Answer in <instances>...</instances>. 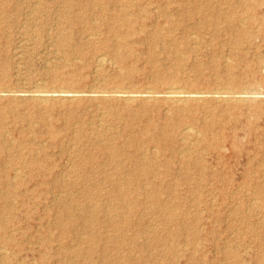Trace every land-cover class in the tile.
I'll return each instance as SVG.
<instances>
[{
    "label": "rangeland",
    "instance_id": "374dc122",
    "mask_svg": "<svg viewBox=\"0 0 264 264\" xmlns=\"http://www.w3.org/2000/svg\"><path fill=\"white\" fill-rule=\"evenodd\" d=\"M257 1L155 0L166 2L169 17L153 5L144 24L172 28V36L147 39L135 24L139 31L118 51L104 45L100 10L148 0H0V142L7 150L0 168L17 193L13 210L4 211L0 264H111L88 253L105 245L111 260L125 264L112 248L113 225L97 223L104 217L144 224L136 241L150 264H264V0ZM98 56L111 60L100 65ZM175 86L208 93L174 102L163 91ZM214 87L245 92L247 100L213 99ZM41 88L76 96L29 99ZM92 88L137 96L93 97ZM146 88L157 92L154 100L145 99ZM156 124L163 131L146 129ZM185 124L194 133L182 132ZM109 175L127 184L125 197ZM82 208L90 211L84 216ZM59 216L74 232L61 237Z\"/></svg>",
    "mask_w": 264,
    "mask_h": 264
},
{
    "label": "bare ground",
    "instance_id": "6f19581e",
    "mask_svg": "<svg viewBox=\"0 0 264 264\" xmlns=\"http://www.w3.org/2000/svg\"><path fill=\"white\" fill-rule=\"evenodd\" d=\"M254 2H258L257 0H254ZM6 3V2H5ZM37 4V2H36ZM153 5H156L158 7V9H160L162 11V14L165 15L166 17L165 18H168L169 17V12L166 10V2H155V0H148V2H108V5H105V7L103 6L102 9L100 10V12L104 15V23L106 25V35L104 36V40H105V46H111V45H116V47H118V51H120V49L123 48V46L127 43V41L129 42V37L132 36L133 34H135L137 31H139V28H140V31L146 33L145 37L144 38H147L148 37H151V38H154V39H162V38H170L172 36V28H162L160 27L159 24H156V26H153L152 28H146L145 25L147 24H144V21L149 19V14L151 13L152 11V6ZM33 8V7H32ZM35 11H37L35 9ZM59 13V12H58ZM195 13V12H194ZM252 13H250L249 15V18L251 19H254V16L251 15ZM60 16V15H59ZM244 19V18H243ZM95 20V19H94ZM99 21V20H97ZM143 21V22H142ZM172 20L168 19L167 22H171ZM176 23H179L178 20H175ZM94 22V21H93ZM199 22H206V20H204V18L202 20H200ZM239 22V20H238ZM135 24H140V27L139 28H136ZM198 26H203L204 23H199L197 24ZM237 27V26H236ZM241 27V26H240ZM258 29V28H257ZM57 31V30H56ZM148 35V36H147ZM170 36V37H169ZM196 36V35H195ZM115 37H118L119 40H115L114 42V38ZM117 38V39H118ZM120 38L122 40H124L125 42L123 41H120ZM131 43V42H129ZM181 44V43H180ZM127 46H130V44H127ZM178 49V48H177ZM229 49V48H228ZM127 51V50H126ZM125 51V52H126ZM228 51V50H227ZM113 52V51H112ZM128 52V51H127ZM229 53V52H228ZM101 55V54H100ZM104 55V54H103ZM117 55L119 56V52L117 53ZM182 55V54H181ZM187 55V54H186ZM108 58V56H106ZM106 57L104 56H98L97 58V62L98 64L102 65V64H105L106 63ZM108 60H111L108 58ZM231 59H229L230 61ZM113 61V60H112ZM111 61V62H112ZM228 60H226L227 62ZM232 61V60H231ZM234 62V61H233ZM112 64V63H111ZM117 65V63H116ZM115 65V66H116ZM120 68V67H119ZM123 74V71L122 73ZM215 76V75H214ZM161 78H165V77H161ZM169 79V77H167ZM160 80V79H159ZM95 87V86H94ZM98 87V86H97ZM228 87V86H227ZM96 88V87H95ZM95 88H92L93 89V93L95 94H92L91 92V96H96L98 95V93H102L103 94V98H117V99H121V100H124V101H130V100H133L135 99V97L137 95L133 94V92H129V91H132V90H124L122 91V89L120 90L118 88V90L116 89H111L110 90H105L104 91H100L98 92L97 90L94 91ZM131 88V87H130ZM215 88V87H214ZM217 88V86H216ZM215 90L214 91H211L209 92L210 93V97H212L213 99H222V100H235V99H241L243 102L244 100L247 98L245 97H248L245 96V92L244 94H241L240 92H231V91H225V89L227 90V88H225L224 90ZM181 88H169V89H166L165 91H163V96L168 99V100H171V101H174V102H183L184 100H201L202 98H204L205 96H207V93L208 92H202L201 90L200 91H188L186 92L183 91L182 89L180 90ZM52 90V89H51ZM50 90V91H51ZM63 90V89H61ZM60 90V91H61ZM76 90V89H75ZM74 90V91H75ZM91 90V89H90ZM89 90V91H90ZM101 90V89H100ZM146 91L143 93L144 94V97L145 99H153L157 96V92L155 91H151L150 90H147V88L145 89ZM231 90V89H230ZM244 90V88H243ZM2 91V90H0ZM10 91V90H9ZM54 91V90H53ZM73 91V92H74ZM92 91V90H91ZM136 91V90H135ZM234 91V89L232 90ZM246 91V90H244ZM251 91V90H250ZM5 92V91H4ZM3 92V93H4ZM29 99L30 97L33 98V99H40V100H43L45 101L46 99H48L49 97L53 96L54 99L57 97L56 95H59V96H62V97H69L72 99L76 96V94L72 93L70 94L68 91H62L61 94H53L54 92L55 93H58L59 91H54L53 93H50L48 90H42L41 89H34V90H31L29 91ZM77 92V91H76ZM88 92V91H87ZM138 92V91H137ZM136 94H139L137 93ZM242 92V90H241ZM252 92V91H251ZM254 92V91H253ZM257 92V91H256ZM9 93V92H7ZM16 93V92H15ZM78 93V92H77ZM80 93V92H79ZM206 93V94H205ZM247 93V92H246ZM12 94V93H11ZM18 94V93H17ZM17 94H13L15 97V95ZM82 94V93H81ZM84 94V93H83ZM82 94V95H83ZM142 94V95H143ZM3 94H1L2 96ZM6 96V94H4ZM8 95V94H7ZM79 95V94H78ZM86 95H88V93H86ZM140 95V94H139ZM162 95V94H161ZM56 96V97H55ZM159 96V95H158ZM253 96V95H252ZM260 96V95H259ZM3 97V96H2ZM12 97V98H13ZM83 97V96H82ZM140 96H138L139 98ZM254 97V96H253ZM263 97V96H262ZM4 98V97H3ZM20 98V96H19ZM18 98V99H19ZM78 98V97H77ZM98 98V97H97ZM244 100H243V99ZM65 99V98H64ZM70 99V100H72ZM94 99V98H93ZM165 99V100H166ZM67 100V98H66ZM103 100V99H102ZM210 100V99H209ZM235 100V101H237ZM251 100V99H250ZM254 100V99H253ZM34 101V100H33ZM39 101V100H38ZM96 101V99L94 100ZM202 101V100H201ZM47 102V101H46ZM42 103V102H41ZM99 105V103H98ZM115 105V104H114ZM116 107V106H115ZM98 109V107H96ZM112 108V107H111ZM205 108V107H204ZM103 111V110H102ZM104 112V111H103ZM107 112V110L105 111V113ZM116 113V112H115ZM58 115V114H57ZM123 117V116H121ZM114 118V117H113ZM186 125V124H185ZM106 128V127H105ZM152 128H156V129H159V131H163V124H156V125H151V126H147L146 129H152ZM193 128V127H192ZM192 128L190 127V125H186L182 132L184 133H190L192 131ZM195 128H193L194 130ZM93 130V129H91ZM197 130V129H196ZM7 131V130H6ZM5 131V132H6ZM195 131V130H194ZM194 131H192L194 133ZM7 133V132H6ZM113 133V132H112ZM196 133V132H195ZM77 134V133H76ZM120 134V133H119ZM9 135V134H7ZM78 135V134H77ZM187 135V134H186ZM120 136V135H118ZM181 136V135H180ZM202 136V135H201ZM95 139V138H94ZM183 139V137L181 138ZM191 139V138H190ZM100 140V139H99ZM185 140V139H184ZM13 141V139H12ZM101 141V140H100ZM104 141V140H102ZM106 141V140H105ZM133 139L132 138H128L126 139V142H132ZM183 141V140H182ZM103 143V142H102ZM98 145V144H97ZM190 145V143H189ZM28 146H30V143L28 144ZM141 146V145H140ZM97 148V147H96ZM102 148V147H100ZM153 148V147H152ZM151 148V150H152ZM156 148V147H154ZM103 149H107V146H104ZM158 150V149H157ZM156 150V151H157ZM187 150V149H185ZM225 150V149H224ZM200 151V150H199ZM184 152V151H183ZM182 152V153H183ZM7 153V150L4 148L3 144L0 142V156ZM181 153V152H180ZM98 154V153H97ZM109 159H114V157L116 156V152L114 150H111L109 153ZM2 159V158H1ZM25 165L27 166H33L34 164L39 167L38 168V171L39 170H42V168L44 169H48V167L44 164H39L35 159L34 160H30V159H25L24 157H22ZM116 159V157H115ZM110 162H107V164H109ZM0 164H1V160H0ZM1 166V165H0ZM95 167V166H94ZM20 170H18L19 172ZM82 171V170H81ZM80 175V174H79ZM13 176H18V175H13ZM9 177H7L6 173L0 168V203H1V208H0V230H4L7 226V221L5 220V216H4V211H11L13 210V194H17L16 191L14 189L11 190V187L13 186V184L11 182L8 181ZM82 180V179H81ZM107 180L110 182V184L113 186V191L114 193H116L117 195L119 196H126L127 193H128V187H127V184L126 183H121L119 181H117L112 175H109L107 176ZM63 182V180H62ZM66 184V183H65ZM126 184V185H125ZM1 185H3L5 187L8 186V189L6 190H3ZM83 185V184H82ZM11 195V196H10ZM154 195V194H153ZM18 196L19 198L22 200V203H24V198H25V194L24 192H19L18 193ZM256 198V197H255ZM258 199V198H257ZM252 200V199H251ZM106 207V206H105ZM153 207V206H152ZM107 208V207H106ZM95 209V208H94ZM248 211V208L246 209ZM90 210H86L84 208H82L80 210V213L83 214L84 216L89 212ZM183 214V213H182ZM181 214V215H182ZM181 217V216H180ZM59 219V220H58ZM86 219V218H85ZM57 224L60 225V235H62L61 237H63L65 234H67L68 232H74L73 229L74 226H72V222L71 221H68V220H62L61 217H57ZM92 222V220H91ZM258 222V221H256ZM98 224H100V226L102 228H110L112 225H113V230L115 231V236H114V243H112V248H115L116 251H118L119 253H122L121 256L123 257V260L126 262L125 264H150L149 261H147L146 259H144V255L142 254L143 253V248H139V245H137V241H136V238H137V235H140L142 232H144V224L140 221H133L132 219H125L123 218L121 220L120 223L116 224L115 223V220L113 218H110V217H104V218H101L99 221H97ZM181 223V222H180ZM87 224V223H86ZM131 225H134L136 226V228H130ZM124 228L127 229H133L135 234L134 237H132V240H131V236H129L126 232H124ZM77 233V232H75ZM81 235V234H80ZM84 235V234H82ZM81 235V236H82ZM85 237V236H84ZM90 237L92 239H94L96 237V234L95 233H92L90 235ZM86 238V237H85ZM107 242L109 243V240L108 238L106 239ZM49 241V239L47 240V242ZM71 242V241H70ZM9 243L6 242V245H8ZM111 246V245H110ZM110 246L109 245H105L103 246L102 250L101 251H98L96 252V250L94 248H91L89 249L88 253L90 255H97L99 254L100 256V260L102 263H105V262H110L111 264H120V261L119 260H111L110 258V255H111V252H110ZM77 247V246H76ZM82 247V246H81ZM3 248V247H1ZM0 248V251H2V249ZM60 248V247H59ZM73 248V246H72ZM75 248V247H74ZM229 248V247H228ZM5 249V248H4ZM7 249H5L6 251ZM130 252H133V253H138L136 256V258H130L131 257V254ZM70 253L67 254L66 256L69 257ZM75 257V256H74ZM66 261V260H65ZM157 264V263H155Z\"/></svg>",
    "mask_w": 264,
    "mask_h": 264
}]
</instances>
